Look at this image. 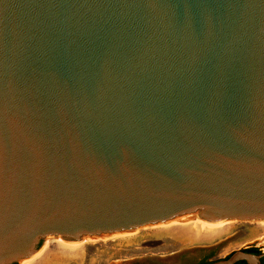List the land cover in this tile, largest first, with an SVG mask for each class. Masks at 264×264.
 Wrapping results in <instances>:
<instances>
[{
  "label": "water",
  "instance_id": "water-1",
  "mask_svg": "<svg viewBox=\"0 0 264 264\" xmlns=\"http://www.w3.org/2000/svg\"><path fill=\"white\" fill-rule=\"evenodd\" d=\"M194 211L264 219V0H0V264Z\"/></svg>",
  "mask_w": 264,
  "mask_h": 264
},
{
  "label": "rangeland",
  "instance_id": "rangeland-1",
  "mask_svg": "<svg viewBox=\"0 0 264 264\" xmlns=\"http://www.w3.org/2000/svg\"><path fill=\"white\" fill-rule=\"evenodd\" d=\"M175 217L78 238L47 235L40 238L35 254L17 264H195L248 247L264 251V219H226L209 227L200 221L184 224Z\"/></svg>",
  "mask_w": 264,
  "mask_h": 264
},
{
  "label": "bare ground",
  "instance_id": "bare-ground-1",
  "mask_svg": "<svg viewBox=\"0 0 264 264\" xmlns=\"http://www.w3.org/2000/svg\"><path fill=\"white\" fill-rule=\"evenodd\" d=\"M176 219H180L182 221V223L184 222L187 223V222H192V221H200L201 223H203L204 225L206 226H209V227H214L218 224H221L223 223L226 219H221V220H204L202 218H200L198 212H194V213H186V214H183V215H179L177 217H175ZM175 219V220H176ZM178 221V220H177ZM35 254V253H34ZM33 255V254H32ZM30 257V256H29ZM26 260V259H25Z\"/></svg>",
  "mask_w": 264,
  "mask_h": 264
},
{
  "label": "trees",
  "instance_id": "trees-1",
  "mask_svg": "<svg viewBox=\"0 0 264 264\" xmlns=\"http://www.w3.org/2000/svg\"><path fill=\"white\" fill-rule=\"evenodd\" d=\"M244 250L248 251V252L255 253V254H261L262 253V251L259 250V248H257V247H248V248H245ZM212 261L213 260H209L208 258H204L195 264H211ZM234 264H248V263L245 260H239ZM261 264H264V255L261 257Z\"/></svg>",
  "mask_w": 264,
  "mask_h": 264
},
{
  "label": "flooded vegetation",
  "instance_id": "flooded-vegetation-1",
  "mask_svg": "<svg viewBox=\"0 0 264 264\" xmlns=\"http://www.w3.org/2000/svg\"><path fill=\"white\" fill-rule=\"evenodd\" d=\"M10 264H17V261H15V262H12V263H10Z\"/></svg>",
  "mask_w": 264,
  "mask_h": 264
}]
</instances>
